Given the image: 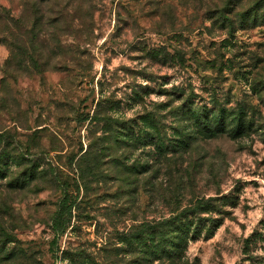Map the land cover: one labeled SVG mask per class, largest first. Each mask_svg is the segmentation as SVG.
I'll list each match as a JSON object with an SVG mask.
<instances>
[{
	"label": "rangeland",
	"instance_id": "obj_1",
	"mask_svg": "<svg viewBox=\"0 0 264 264\" xmlns=\"http://www.w3.org/2000/svg\"><path fill=\"white\" fill-rule=\"evenodd\" d=\"M0 264H264V0H0Z\"/></svg>",
	"mask_w": 264,
	"mask_h": 264
},
{
	"label": "trees",
	"instance_id": "obj_2",
	"mask_svg": "<svg viewBox=\"0 0 264 264\" xmlns=\"http://www.w3.org/2000/svg\"><path fill=\"white\" fill-rule=\"evenodd\" d=\"M55 225H56V224H55ZM60 227H61V226L59 225V226H56V227L54 228V230H55L56 233H59V232L61 231V230H60Z\"/></svg>",
	"mask_w": 264,
	"mask_h": 264
}]
</instances>
